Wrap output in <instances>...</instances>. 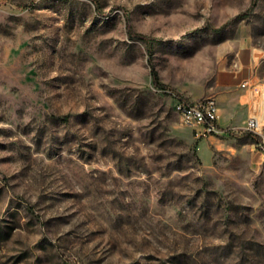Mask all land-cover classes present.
<instances>
[{
	"label": "rangeland",
	"instance_id": "374dc122",
	"mask_svg": "<svg viewBox=\"0 0 264 264\" xmlns=\"http://www.w3.org/2000/svg\"><path fill=\"white\" fill-rule=\"evenodd\" d=\"M250 2L0 0V264H264ZM207 97L199 135L175 102Z\"/></svg>",
	"mask_w": 264,
	"mask_h": 264
},
{
	"label": "built area",
	"instance_id": "2783aa9c",
	"mask_svg": "<svg viewBox=\"0 0 264 264\" xmlns=\"http://www.w3.org/2000/svg\"><path fill=\"white\" fill-rule=\"evenodd\" d=\"M239 85L249 92L244 128L255 138L254 146L264 152V87L256 78L249 77ZM182 124L193 128L199 135L219 132L218 104L215 98L207 97L195 101L178 99L175 102Z\"/></svg>",
	"mask_w": 264,
	"mask_h": 264
},
{
	"label": "trees",
	"instance_id": "16d2710c",
	"mask_svg": "<svg viewBox=\"0 0 264 264\" xmlns=\"http://www.w3.org/2000/svg\"><path fill=\"white\" fill-rule=\"evenodd\" d=\"M256 3V0H251L249 7L247 8L248 11L251 10ZM243 13L239 14L238 16H241ZM129 32L134 35L136 38L143 41L147 46L148 51V62L150 65V75L152 79V83L155 87H163V84L159 81L157 71L155 70L154 66L152 65V55H153V42L152 38L149 36L143 34V33H136L129 30ZM254 138V137H253Z\"/></svg>",
	"mask_w": 264,
	"mask_h": 264
},
{
	"label": "crops",
	"instance_id": "0c3cea01",
	"mask_svg": "<svg viewBox=\"0 0 264 264\" xmlns=\"http://www.w3.org/2000/svg\"><path fill=\"white\" fill-rule=\"evenodd\" d=\"M240 83V82H239ZM248 100H249V94L245 95V97L242 100V103H244V105L246 106V112H247V104H248Z\"/></svg>",
	"mask_w": 264,
	"mask_h": 264
},
{
	"label": "bare ground",
	"instance_id": "6f19581e",
	"mask_svg": "<svg viewBox=\"0 0 264 264\" xmlns=\"http://www.w3.org/2000/svg\"><path fill=\"white\" fill-rule=\"evenodd\" d=\"M177 110H178V108H177Z\"/></svg>",
	"mask_w": 264,
	"mask_h": 264
}]
</instances>
